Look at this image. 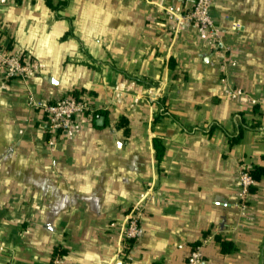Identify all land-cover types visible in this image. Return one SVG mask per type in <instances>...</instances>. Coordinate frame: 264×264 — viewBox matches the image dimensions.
I'll return each instance as SVG.
<instances>
[{"label": "crops", "instance_id": "0c3cea01", "mask_svg": "<svg viewBox=\"0 0 264 264\" xmlns=\"http://www.w3.org/2000/svg\"><path fill=\"white\" fill-rule=\"evenodd\" d=\"M193 1L0 0L1 42L34 63L0 78V264H186L203 241L202 264H264V0H215L216 36H173L163 8ZM27 94L95 112L50 137ZM241 166L260 171L244 215Z\"/></svg>", "mask_w": 264, "mask_h": 264}, {"label": "built area", "instance_id": "2783aa9c", "mask_svg": "<svg viewBox=\"0 0 264 264\" xmlns=\"http://www.w3.org/2000/svg\"><path fill=\"white\" fill-rule=\"evenodd\" d=\"M215 0H194L192 7L183 15L176 12L172 7L163 8L164 16L168 27L175 36L178 29V22L185 19L198 28L217 35L218 28L212 18V8ZM0 37V78L4 82L12 80H27L34 71V63L21 56L20 53L8 50L1 42ZM238 94L232 92L230 98H236ZM264 102V101H263ZM26 105L29 108L39 110L42 114V129L50 137H55L58 133H71L76 128V123L80 118L91 116L95 112V105L87 98L78 96H64L54 102L36 100L33 95L27 94ZM251 168L241 166L237 172V192L235 207L241 215L246 214L249 205L250 190L254 185L251 176ZM142 204L140 202L131 206L125 217V224L121 232L120 248L117 251L119 258H124L127 251L139 234V219L141 216ZM202 244L197 245L190 251L186 264H202L201 253ZM2 250V247H0ZM59 257L56 256L51 264H59Z\"/></svg>", "mask_w": 264, "mask_h": 264}, {"label": "trees", "instance_id": "16d2710c", "mask_svg": "<svg viewBox=\"0 0 264 264\" xmlns=\"http://www.w3.org/2000/svg\"><path fill=\"white\" fill-rule=\"evenodd\" d=\"M155 149L157 150V152H159L160 150V152H159V154L157 155V160H159L160 159V156H161V153L163 152V149H162V147L161 148H159V145H158V142L156 141L155 142ZM250 173H251V176H252V178L254 179V180H256L257 178H258V175H259V173H260V171L258 172H256V171H254V170H251L250 171ZM61 254V253H60Z\"/></svg>", "mask_w": 264, "mask_h": 264}, {"label": "water", "instance_id": "95a60500", "mask_svg": "<svg viewBox=\"0 0 264 264\" xmlns=\"http://www.w3.org/2000/svg\"><path fill=\"white\" fill-rule=\"evenodd\" d=\"M102 121H103V117H99V118L97 119V123H98V124H101Z\"/></svg>", "mask_w": 264, "mask_h": 264}]
</instances>
